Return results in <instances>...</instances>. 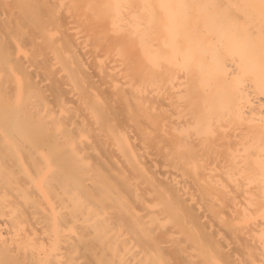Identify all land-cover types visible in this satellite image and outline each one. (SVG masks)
I'll list each match as a JSON object with an SVG mask.
<instances>
[{
    "label": "bare ground",
    "instance_id": "6f19581e",
    "mask_svg": "<svg viewBox=\"0 0 264 264\" xmlns=\"http://www.w3.org/2000/svg\"><path fill=\"white\" fill-rule=\"evenodd\" d=\"M0 264H264V0H0Z\"/></svg>",
    "mask_w": 264,
    "mask_h": 264
}]
</instances>
